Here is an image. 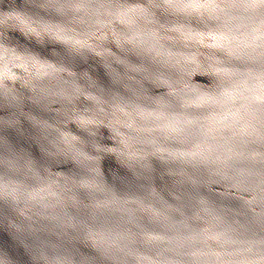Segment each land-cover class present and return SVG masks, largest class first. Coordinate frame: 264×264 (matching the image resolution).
Returning <instances> with one entry per match:
<instances>
[{"label": "clouds", "instance_id": "obj_1", "mask_svg": "<svg viewBox=\"0 0 264 264\" xmlns=\"http://www.w3.org/2000/svg\"><path fill=\"white\" fill-rule=\"evenodd\" d=\"M0 264H264V0H0Z\"/></svg>", "mask_w": 264, "mask_h": 264}]
</instances>
